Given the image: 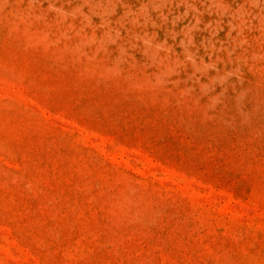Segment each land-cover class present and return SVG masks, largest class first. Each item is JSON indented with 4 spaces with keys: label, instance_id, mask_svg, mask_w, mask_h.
Wrapping results in <instances>:
<instances>
[{
    "label": "rangeland",
    "instance_id": "rangeland-1",
    "mask_svg": "<svg viewBox=\"0 0 264 264\" xmlns=\"http://www.w3.org/2000/svg\"><path fill=\"white\" fill-rule=\"evenodd\" d=\"M0 264H264V0H0Z\"/></svg>",
    "mask_w": 264,
    "mask_h": 264
}]
</instances>
